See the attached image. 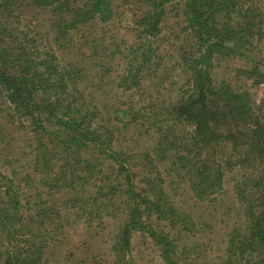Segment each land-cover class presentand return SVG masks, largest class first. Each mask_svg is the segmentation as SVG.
Returning a JSON list of instances; mask_svg holds the SVG:
<instances>
[{
    "label": "trees",
    "instance_id": "16d2710c",
    "mask_svg": "<svg viewBox=\"0 0 264 264\" xmlns=\"http://www.w3.org/2000/svg\"><path fill=\"white\" fill-rule=\"evenodd\" d=\"M114 3L0 0V106L17 134L31 136L30 173H21L18 158L6 162L5 171L0 164V264H49L45 256L59 242L55 223L61 216L50 195L51 205L38 190L27 214H21L27 204L22 205L21 192L37 180L48 189L58 187V193L73 189L81 173L105 179V189L98 192L103 209L120 200L117 209L126 220L112 251L121 253L123 261L128 260L132 235L140 233L154 242L163 264H187L176 236L193 234L195 224L178 210L175 192L169 195L166 187L185 185L194 199L209 200L222 191L224 172L236 168L240 177L232 180L234 195L245 221L231 231L218 264H264V97L256 104L249 92L217 86L212 76L214 62L242 57L255 40L261 43L263 11L254 0H137V14L130 19L138 36L116 88L133 93L142 89L147 76H157L163 65L152 45L160 39L168 13L176 11L188 44L178 65L186 66L187 98L183 94L166 115L174 117H166L169 126L152 137L144 133L153 142L151 151L131 156L117 150L119 135L145 128V117L132 105L114 102L111 108L113 100L102 103L98 93L110 70L94 60L100 55L97 49L94 54L84 51L90 29L112 19ZM41 16H47L45 31ZM23 26L26 31L20 30ZM72 51L78 62L62 64L57 52ZM252 75H257L256 85L264 83L263 73L254 69L248 79ZM178 127L185 135H177ZM83 152L91 157L81 159ZM98 161L109 163L110 176L96 172ZM140 167L147 175L139 185L135 171ZM29 240L28 250L15 249L14 241Z\"/></svg>",
    "mask_w": 264,
    "mask_h": 264
},
{
    "label": "rangeland",
    "instance_id": "374dc122",
    "mask_svg": "<svg viewBox=\"0 0 264 264\" xmlns=\"http://www.w3.org/2000/svg\"><path fill=\"white\" fill-rule=\"evenodd\" d=\"M254 1L264 14V0ZM136 2L137 0H115L112 19L105 24L96 23L90 29L87 37L89 45L84 50L87 54H94L93 50L97 49L96 54L100 55H96L94 60L99 64H105L106 70H110L107 72L103 89L98 93L101 95L102 103L107 104L108 100H113L111 108L114 102H121L124 108L132 105L136 111L141 110L142 116L145 117L143 119L146 124L145 128H130L128 132H122L119 135L117 150L131 156L134 154L140 156L142 153L151 151L150 147L153 146V142L148 139V134L152 137L162 127L169 126L171 122L167 123L166 117L168 119H174V117L166 115L170 114L173 107H177L183 94H185L183 97L187 98V87L185 86L187 76L184 74L186 66L182 67V72V68L178 65L181 64L179 53L184 48L188 50L186 48L188 44L184 42L185 35L180 32L181 20L175 17L176 11L168 13L167 20L162 24L160 39L152 45L158 51V62L163 65V68L156 73L157 76H147L142 89L133 93H125L116 88L119 76L127 63L125 56L130 47L136 43L138 36L135 32V24L130 19L133 14H137L138 4ZM44 19H47V16H41L39 21L43 31L46 30ZM20 30L26 31L27 29L23 26ZM262 30L264 32V27ZM91 40H94L95 44H92ZM57 54L61 61L64 60L62 64L68 61V63L78 62L75 58L76 53L73 51L71 55L69 53L63 55L60 52ZM171 67L174 69L171 70ZM254 69L264 74V39L261 43L255 40L252 51L247 50L246 47L245 55L242 57L220 59L214 62L212 76L217 86L224 83L229 85L235 93L249 92L254 102L259 104L264 97V83L255 84L258 80L255 78L257 75H252L254 78L248 79ZM89 74L93 77L94 71ZM97 75H100L99 69ZM163 79L166 80L162 82ZM98 99L100 100L99 97ZM147 124L154 126L148 127ZM177 129V135H185V129L182 127ZM147 131L148 134H144ZM142 134L143 138H141ZM29 136L17 134L16 130L8 125L4 109L0 106V164L3 171L7 168L5 167L6 162L18 158L20 161L16 164L23 171L21 173L24 175L30 173ZM9 143L10 145L7 146L6 144ZM89 156L91 157L83 152L80 158L89 159ZM95 170L109 175V163L98 161L95 164ZM238 170L240 168L234 169L232 173L229 170V172H224L223 189L213 197L215 199L196 200L185 185L166 187L169 195L175 192L174 200L178 210L187 214L191 223L195 224L193 234L176 236L178 252L182 259L187 260V264H218L228 246V236L231 231L244 223L245 215L234 195L232 181L240 177ZM241 170L240 174L245 172L243 168ZM135 172L138 174L136 181L140 185L139 181L143 180L147 173L141 167ZM81 176L73 189L60 191V193H58V187L53 185L48 189L40 183L41 180H37L29 190L25 189L24 193L21 192L22 205L27 202L21 214H27V208L33 202L30 198H33L35 190H38L50 205L51 199L54 200L61 216L60 222L55 223L56 226L59 225L57 229L60 234L58 235L59 242L52 244L50 251L48 253L46 251L47 255H44L49 264H163L159 249L154 242L140 233L132 235L131 246L125 256L127 261H123L121 253L112 251L115 236L120 232L126 220V215L117 209L120 200L108 205L107 209H103L100 206L103 199L98 196V192L105 189V179L102 176L96 179L94 176L89 177L82 173ZM49 195L51 199L48 198ZM66 201L70 204L65 203ZM75 207L80 208L81 211L77 213ZM101 223L104 225L100 226ZM30 243H32L30 240L29 243L20 242L19 244L14 241L15 249L17 247L19 250H28Z\"/></svg>",
    "mask_w": 264,
    "mask_h": 264
}]
</instances>
